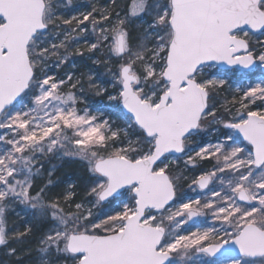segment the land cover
Listing matches in <instances>:
<instances>
[{"label": "snow or ice", "instance_id": "1", "mask_svg": "<svg viewBox=\"0 0 264 264\" xmlns=\"http://www.w3.org/2000/svg\"><path fill=\"white\" fill-rule=\"evenodd\" d=\"M0 248L264 264V0H0Z\"/></svg>", "mask_w": 264, "mask_h": 264}, {"label": "trees", "instance_id": "2", "mask_svg": "<svg viewBox=\"0 0 264 264\" xmlns=\"http://www.w3.org/2000/svg\"><path fill=\"white\" fill-rule=\"evenodd\" d=\"M73 166L71 165H65V168L61 170L62 173H67L66 175H62L61 179L62 180H67L71 176V168Z\"/></svg>", "mask_w": 264, "mask_h": 264}, {"label": "rangeland", "instance_id": "3", "mask_svg": "<svg viewBox=\"0 0 264 264\" xmlns=\"http://www.w3.org/2000/svg\"><path fill=\"white\" fill-rule=\"evenodd\" d=\"M90 63V62H89ZM70 178V177H69ZM68 178V179H69ZM17 211H20V209H17ZM21 215H23V213L21 212ZM11 219H13V220H15L16 219V217L15 216H13V217H11ZM7 258L4 256V251H3V249L2 248H0V264H2V262L4 261V260H6Z\"/></svg>", "mask_w": 264, "mask_h": 264}]
</instances>
